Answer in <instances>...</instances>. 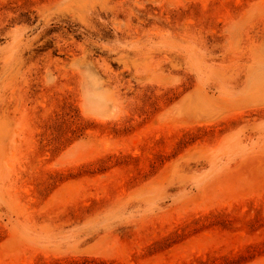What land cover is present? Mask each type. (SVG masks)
<instances>
[{"label": "rangeland", "instance_id": "rangeland-1", "mask_svg": "<svg viewBox=\"0 0 264 264\" xmlns=\"http://www.w3.org/2000/svg\"><path fill=\"white\" fill-rule=\"evenodd\" d=\"M0 264H264V0H0Z\"/></svg>", "mask_w": 264, "mask_h": 264}]
</instances>
